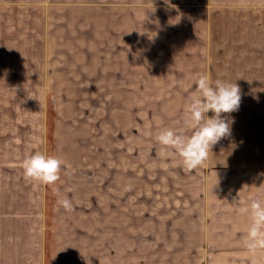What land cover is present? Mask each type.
<instances>
[{"label": "crops", "instance_id": "1", "mask_svg": "<svg viewBox=\"0 0 264 264\" xmlns=\"http://www.w3.org/2000/svg\"><path fill=\"white\" fill-rule=\"evenodd\" d=\"M94 11H72L71 59L56 60L51 80L60 101H72L75 86L98 84L119 102L104 115L103 189L72 110L57 107L49 144L46 124L0 122V264H264V249L246 247L250 219L240 212L264 199V108L248 103L264 102V0H102ZM200 74L239 86L238 110L222 113L231 134L191 172L171 149L164 162L135 168L128 205V140L136 154L164 148L158 127L152 147L137 131L128 137L126 101L170 102L182 119L168 128L190 132L184 108ZM32 144L63 161L55 184L25 177ZM64 197L72 210L58 205Z\"/></svg>", "mask_w": 264, "mask_h": 264}, {"label": "rangeland", "instance_id": "2", "mask_svg": "<svg viewBox=\"0 0 264 264\" xmlns=\"http://www.w3.org/2000/svg\"><path fill=\"white\" fill-rule=\"evenodd\" d=\"M101 6L102 0H0V122L24 128L28 124H40V127L44 128L46 124L49 144V141H54L50 131L57 118V107L64 105L66 109L72 110L76 118L74 125L79 127V130H75L76 137L78 134L77 140L79 138L80 143L94 146L89 148L87 154L95 158V174L99 176L96 188L100 189V192L103 189L105 172L104 115L106 112L110 114L113 108L118 109L119 102L109 100L103 86L98 84L75 86L72 101L67 102L65 98L60 101L58 99L60 86L54 84L51 77L54 75L56 60L68 63L71 59L70 47L73 38L71 30L75 29V25L70 21L72 11L95 14L94 10L101 9ZM126 102V117L122 118L121 123L126 124L128 137L131 135L133 137L132 132L136 134L137 131L139 136L137 139L147 141L149 147H152L149 145L154 134L152 130H156L157 127L162 130L168 126L181 124L182 117L178 116L181 113H176L174 111L176 108L170 102L155 100ZM248 103L251 104V108H264L263 101ZM83 122L88 125V133L80 129ZM111 122L114 124L113 117ZM134 139L128 140L127 151L125 150L128 165V205L134 204L136 200L135 168L140 169L151 162L155 165L158 162L160 164L167 160L168 156V150L144 147L136 154ZM24 147H27V144H24ZM31 148L33 149L31 154L35 153L34 144ZM85 152L84 149L82 154ZM47 153L49 155V149ZM136 158H139L137 166ZM145 173L143 172L142 176Z\"/></svg>", "mask_w": 264, "mask_h": 264}, {"label": "clouds", "instance_id": "3", "mask_svg": "<svg viewBox=\"0 0 264 264\" xmlns=\"http://www.w3.org/2000/svg\"><path fill=\"white\" fill-rule=\"evenodd\" d=\"M194 85L197 91L188 98L184 108V125L190 132L164 128L156 136L164 149L179 155L183 167L190 172L203 165L212 147L231 134L230 121L222 113L237 111L241 103L236 83L220 79L213 82L208 74H200ZM209 111L210 117L206 115ZM62 165L60 158L42 152L29 154L21 162L25 177L44 185L55 184L60 179ZM57 203L67 211L72 210V202L67 197L58 199ZM240 212L250 219L246 247L251 252L264 249V199L251 198Z\"/></svg>", "mask_w": 264, "mask_h": 264}]
</instances>
